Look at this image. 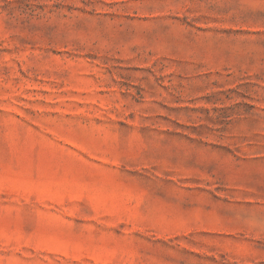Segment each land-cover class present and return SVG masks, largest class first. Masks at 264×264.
<instances>
[{
    "label": "rangeland",
    "instance_id": "obj_1",
    "mask_svg": "<svg viewBox=\"0 0 264 264\" xmlns=\"http://www.w3.org/2000/svg\"><path fill=\"white\" fill-rule=\"evenodd\" d=\"M0 264H264V0H0Z\"/></svg>",
    "mask_w": 264,
    "mask_h": 264
}]
</instances>
